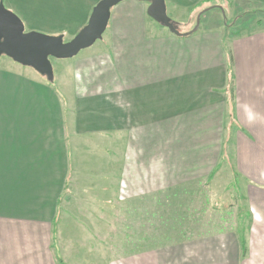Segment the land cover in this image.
<instances>
[{
  "label": "crops",
  "instance_id": "0c3cea01",
  "mask_svg": "<svg viewBox=\"0 0 264 264\" xmlns=\"http://www.w3.org/2000/svg\"><path fill=\"white\" fill-rule=\"evenodd\" d=\"M98 1L0 0L28 31L63 41ZM223 1L228 11L164 0L188 19L216 9L183 37L147 33L148 1H123L107 40L59 60L52 83L0 57V264H264V28L233 33L223 17L264 0ZM225 167L242 184L248 219L201 237L106 247L96 227L104 205Z\"/></svg>",
  "mask_w": 264,
  "mask_h": 264
},
{
  "label": "rangeland",
  "instance_id": "374dc122",
  "mask_svg": "<svg viewBox=\"0 0 264 264\" xmlns=\"http://www.w3.org/2000/svg\"><path fill=\"white\" fill-rule=\"evenodd\" d=\"M213 5L224 7L226 9L223 11H228L223 0H214ZM168 8L167 17L176 21L177 30L181 33L190 32L195 27V18L203 11H198L195 18L191 16L188 19L189 11ZM234 9L233 16L228 12L223 15L231 32L242 34L255 28H264V3L256 7L239 6ZM212 11L216 9H210L203 15L206 16ZM147 21V33L157 35L161 31L173 35L150 18ZM27 31L25 28V32ZM107 33L106 29L102 34L103 39L107 40ZM99 42L90 46L91 50L100 48ZM50 61L53 73L60 75L61 62L55 59ZM233 175L231 167L216 168L211 176L167 188L165 191H156L144 196L142 200L134 199L119 206L104 205L103 225L98 224L96 227L103 228L104 233L111 238L106 241L107 248H126L144 243L156 245L224 231L236 221L248 219L245 198L237 195L242 184L233 179ZM94 228L89 226L90 232H94Z\"/></svg>",
  "mask_w": 264,
  "mask_h": 264
},
{
  "label": "water",
  "instance_id": "95a60500",
  "mask_svg": "<svg viewBox=\"0 0 264 264\" xmlns=\"http://www.w3.org/2000/svg\"><path fill=\"white\" fill-rule=\"evenodd\" d=\"M127 0H100L92 8L87 24L69 41H63L62 36H47L34 31L25 32L20 18L8 10L0 2V57H7L22 67L31 68L35 73L44 76L47 82H52L54 73L50 59L65 61L92 46L102 39V34L108 27L111 8ZM148 1L146 15L158 25L176 37L188 36L196 32L200 25L197 15L195 27L187 33L177 30V25L167 17L164 0Z\"/></svg>",
  "mask_w": 264,
  "mask_h": 264
}]
</instances>
